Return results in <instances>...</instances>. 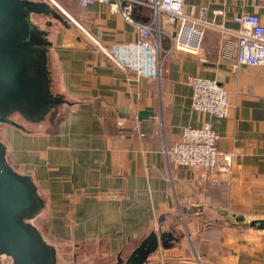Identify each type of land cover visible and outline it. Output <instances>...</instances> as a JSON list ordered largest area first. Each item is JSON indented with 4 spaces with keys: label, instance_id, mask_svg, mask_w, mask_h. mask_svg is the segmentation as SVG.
I'll return each instance as SVG.
<instances>
[{
    "label": "crops",
    "instance_id": "crops-1",
    "mask_svg": "<svg viewBox=\"0 0 264 264\" xmlns=\"http://www.w3.org/2000/svg\"><path fill=\"white\" fill-rule=\"evenodd\" d=\"M56 1L68 20L43 14L63 26H41L49 41L42 65L47 94L61 101L40 117L0 121L8 165L32 181L41 199L31 220L54 263H123L156 232L164 238L142 264H264V66L235 67L236 47L207 28L198 53H167L162 80L137 75L101 48L138 39L114 6ZM205 6L207 19L230 27L244 11L264 23V0H184L192 15L203 17ZM147 9L135 16L146 18ZM162 26L173 33L165 19ZM189 76L222 83L229 114L194 110ZM146 108L154 115L140 119ZM205 123L219 134L218 147L234 154L232 171L219 173L216 186L202 168L169 167L165 154L185 126ZM199 208L206 211L200 217ZM208 232L214 235L205 238Z\"/></svg>",
    "mask_w": 264,
    "mask_h": 264
},
{
    "label": "built area",
    "instance_id": "built-area-1",
    "mask_svg": "<svg viewBox=\"0 0 264 264\" xmlns=\"http://www.w3.org/2000/svg\"><path fill=\"white\" fill-rule=\"evenodd\" d=\"M44 1L53 3L66 13L56 0ZM78 1L83 7L96 2L111 4L127 22L137 28L136 41L114 43L108 48L101 47L107 57L118 67L133 71L137 75L162 80L167 53L173 49L198 53L207 28L221 30L226 35V47H236L235 67L243 64L264 66V23L257 13L244 11L235 14L232 21L238 26L234 28L227 26L224 20L218 22L216 19H207L206 6L201 11L203 17L187 13L184 0ZM137 7H146L151 10V16L147 21L135 17ZM214 13L224 14L223 10H217ZM164 19L174 28L173 33L163 29ZM188 82L193 88L194 110L217 117H225L229 114L231 102L228 90L217 79L189 76ZM122 123V121L119 122V124ZM218 139L219 134L209 123L201 127L185 126L180 139L165 149L169 167L202 168L207 172L210 183L218 184L219 173H230L234 162V154L220 149ZM0 257L2 264H14L9 256L0 255Z\"/></svg>",
    "mask_w": 264,
    "mask_h": 264
},
{
    "label": "water",
    "instance_id": "water-1",
    "mask_svg": "<svg viewBox=\"0 0 264 264\" xmlns=\"http://www.w3.org/2000/svg\"><path fill=\"white\" fill-rule=\"evenodd\" d=\"M32 13L53 14L61 18L44 0H0L2 122L15 124L13 119L6 116L12 109H19L34 117L61 101L49 96L44 88L46 72L42 65V48L49 41L47 32L32 22ZM153 113V108H146L139 111L138 116L143 119ZM40 205L41 199L35 185L8 165L6 148L0 143V255L9 256L14 264H55L53 250L43 240L39 230L24 219L33 216ZM195 212L199 217L206 213L203 208ZM200 220L209 223L206 218ZM256 223L258 221L254 220L248 225ZM261 223L264 226V220ZM162 238L163 233H151L123 263L118 264H142Z\"/></svg>",
    "mask_w": 264,
    "mask_h": 264
},
{
    "label": "rangeland",
    "instance_id": "rangeland-1",
    "mask_svg": "<svg viewBox=\"0 0 264 264\" xmlns=\"http://www.w3.org/2000/svg\"><path fill=\"white\" fill-rule=\"evenodd\" d=\"M47 2V1H46ZM59 3V2H58ZM50 6L53 10H56L57 12H59L61 18H66L63 13H61V9L59 7H57L56 5H54L53 3H50ZM31 18H32V22L36 25V26H39V27H45V29H47V22L51 20V26H49L51 29H55V28H60L63 26L62 22L59 21L60 19L56 20V19H53V16H46V15H43V14H35V13H32L31 15ZM67 19V18H66ZM68 20V19H67ZM43 113V110L40 111V114ZM30 114H27L26 112H23L19 109H12L10 110L6 116L13 119L15 123H17L15 121V119H19V117H21L22 119L23 118H28V119H33L35 117H40L39 115H36L34 117H30L28 116ZM25 221L28 222L29 224L31 225H34L33 222H32V216H26L25 218Z\"/></svg>",
    "mask_w": 264,
    "mask_h": 264
},
{
    "label": "trees",
    "instance_id": "trees-1",
    "mask_svg": "<svg viewBox=\"0 0 264 264\" xmlns=\"http://www.w3.org/2000/svg\"><path fill=\"white\" fill-rule=\"evenodd\" d=\"M141 8H142V7H137V8H136V11H137V10H141ZM147 10H148V12H147L148 15H147V17H146V18H141V19L144 20V21H147V20L149 19V17L151 16V10H149V9H147ZM135 17H136V16H135ZM136 18H137V17H136ZM137 19H139V18H137ZM218 184H219V183H218ZM218 184H216V185H218ZM216 185H214V186H216ZM205 235H206V236H205ZM205 235H204L205 238H207V237H212V236L214 235V233L208 232V233H206Z\"/></svg>",
    "mask_w": 264,
    "mask_h": 264
}]
</instances>
